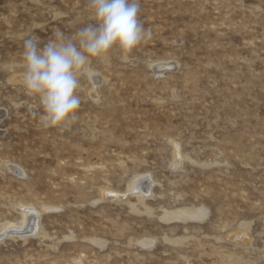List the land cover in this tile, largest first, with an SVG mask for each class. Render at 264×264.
Returning a JSON list of instances; mask_svg holds the SVG:
<instances>
[{
	"label": "rangeland",
	"instance_id": "374dc122",
	"mask_svg": "<svg viewBox=\"0 0 264 264\" xmlns=\"http://www.w3.org/2000/svg\"><path fill=\"white\" fill-rule=\"evenodd\" d=\"M87 5L0 0V264H264V0H139L151 40L43 128L23 38L72 35Z\"/></svg>",
	"mask_w": 264,
	"mask_h": 264
},
{
	"label": "clouds",
	"instance_id": "9594fccd",
	"mask_svg": "<svg viewBox=\"0 0 264 264\" xmlns=\"http://www.w3.org/2000/svg\"><path fill=\"white\" fill-rule=\"evenodd\" d=\"M91 22L72 35L57 30L41 44L28 35L22 42V70L18 83L39 111L43 128L59 127L75 119L81 98V78L92 75L94 61L114 49L127 61L152 32L139 21V0H88Z\"/></svg>",
	"mask_w": 264,
	"mask_h": 264
},
{
	"label": "bare ground",
	"instance_id": "6f19581e",
	"mask_svg": "<svg viewBox=\"0 0 264 264\" xmlns=\"http://www.w3.org/2000/svg\"><path fill=\"white\" fill-rule=\"evenodd\" d=\"M171 62H161V63H159V64H156V67H157V69H159V70H163V69H168V68H170L171 67ZM156 69V70H157ZM155 71V70H154ZM165 72V71H164ZM138 185V184H137ZM144 189V188H143ZM138 190H141V189H138ZM144 192V191H143ZM28 219H27V221L29 222V220L31 219V218H33V216L35 215L34 214V212L32 211V209H29L28 211ZM35 218V217H34ZM28 222H27V225H28ZM34 222V221H33ZM30 223V222H29ZM31 225V224H30ZM29 225V226H30ZM33 225V224H32ZM28 228V227H27ZM34 228V227H33ZM12 229H14V228H12ZM29 229H30V227H29ZM35 229V228H34ZM15 230V229H14ZM13 232V231H12ZM30 232V231H29Z\"/></svg>",
	"mask_w": 264,
	"mask_h": 264
}]
</instances>
